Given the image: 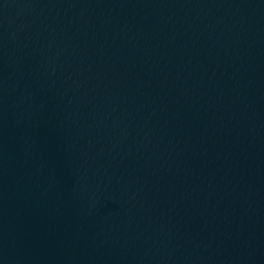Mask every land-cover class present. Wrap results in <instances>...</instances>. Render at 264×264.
Here are the masks:
<instances>
[{
    "label": "water",
    "instance_id": "95a60500",
    "mask_svg": "<svg viewBox=\"0 0 264 264\" xmlns=\"http://www.w3.org/2000/svg\"><path fill=\"white\" fill-rule=\"evenodd\" d=\"M0 264H264V0H0Z\"/></svg>",
    "mask_w": 264,
    "mask_h": 264
}]
</instances>
